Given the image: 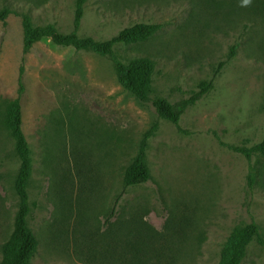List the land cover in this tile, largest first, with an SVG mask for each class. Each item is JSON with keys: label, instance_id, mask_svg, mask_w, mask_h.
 <instances>
[{"label": "rangeland", "instance_id": "rangeland-1", "mask_svg": "<svg viewBox=\"0 0 264 264\" xmlns=\"http://www.w3.org/2000/svg\"><path fill=\"white\" fill-rule=\"evenodd\" d=\"M83 8L80 39L106 43L155 27L114 50L128 67L149 64L152 96L173 104L234 55L175 125L120 83L108 57L47 38L25 53L26 19L71 34L78 0H0V263L20 208L7 113L23 69L27 221L38 242L31 264H220L252 224L262 241L248 244L241 264H264V155L232 150L264 140V0H86ZM144 144L150 180L126 187Z\"/></svg>", "mask_w": 264, "mask_h": 264}, {"label": "trees", "instance_id": "trees-1", "mask_svg": "<svg viewBox=\"0 0 264 264\" xmlns=\"http://www.w3.org/2000/svg\"><path fill=\"white\" fill-rule=\"evenodd\" d=\"M85 3L86 0H78L76 28L71 34H61L52 25L46 28H33L26 19L25 53H28L37 42L47 38L51 39L54 44L59 46H72L79 51H92L100 56L108 57L112 60L115 66L120 83L128 91L133 93L140 102L144 104H152L161 118L166 119L175 125L179 124L182 115L189 107L199 102L214 88L216 78L234 55V51H232L228 60L220 62L214 72L213 78L210 81L202 83L199 90L190 98L183 102L174 104L170 103L166 99L152 96L151 66L149 64L128 67L123 64L114 50V47L117 44L127 43L135 38L151 34L155 27H136L118 35L113 40L106 43H97L91 38L80 39L78 36V30L82 21L84 13L83 7ZM4 17L5 16L3 14H0V21H3ZM18 85L19 96L17 99L11 101L8 107L7 126L12 136L17 141V151L21 161V167L16 182V192L20 201V208L16 221L15 232L5 246L4 258L0 264H31V259L36 254L38 249V242L33 237L27 221L30 212L28 185L33 171V160L31 150L23 130L22 99L25 91V86L23 84V69L21 70ZM151 134L152 133L148 134L147 138H149ZM145 147L146 145L144 144L140 150L138 158L126 171V187L144 185L150 180V171L146 163ZM232 150L243 154L248 160H250L257 152L264 155V140L253 148L232 147ZM114 214L115 208L113 209L112 216ZM254 238H258L262 241L258 227L255 224H252L240 231L232 239L223 252L220 264H241L245 254V249ZM134 264H146V262L138 260Z\"/></svg>", "mask_w": 264, "mask_h": 264}, {"label": "clouds", "instance_id": "clouds-1", "mask_svg": "<svg viewBox=\"0 0 264 264\" xmlns=\"http://www.w3.org/2000/svg\"><path fill=\"white\" fill-rule=\"evenodd\" d=\"M245 5L250 3V0H244Z\"/></svg>", "mask_w": 264, "mask_h": 264}]
</instances>
